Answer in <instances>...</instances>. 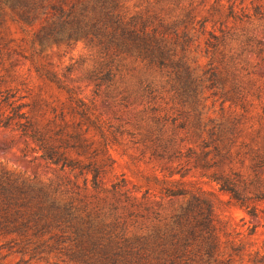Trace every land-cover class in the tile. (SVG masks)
<instances>
[{"label":"trees","instance_id":"16d2710c","mask_svg":"<svg viewBox=\"0 0 264 264\" xmlns=\"http://www.w3.org/2000/svg\"><path fill=\"white\" fill-rule=\"evenodd\" d=\"M144 1L146 10L132 14L124 0H0V54L16 52L3 34L7 13L32 27V44L84 42L97 55L89 75L95 96L110 86L119 103L133 95L147 100L150 115L140 142L161 170L168 177L195 170L257 216V203L264 202V140L252 138L241 144L245 151L235 152L239 143L228 136L231 128L223 120L220 129L207 102L224 82L223 47L234 35L228 20L235 27L264 19V11L256 6L253 14L239 13L231 3L224 13L219 4L207 11L211 19L197 0ZM162 6L178 10L175 19H167ZM129 62L144 73L127 78ZM43 75L66 91L81 120L63 113L39 120L15 92L0 90V129L29 137L64 173L43 184L0 167V264H264V249L249 250L203 194L168 214L146 195L130 196L121 182L106 187L102 176L114 162L101 118L57 75ZM92 130L101 141L90 136ZM108 130L117 141L120 131ZM180 184L172 182L165 194L186 196Z\"/></svg>","mask_w":264,"mask_h":264},{"label":"rangeland","instance_id":"374dc122","mask_svg":"<svg viewBox=\"0 0 264 264\" xmlns=\"http://www.w3.org/2000/svg\"><path fill=\"white\" fill-rule=\"evenodd\" d=\"M183 3H187V0ZM231 3L239 13L253 14L256 6H261L264 11V0H197L195 6L202 15L212 19L207 12L211 7L221 4L225 13ZM124 5L126 11L132 14L147 8L144 0H124ZM162 8H165L163 12H168L166 17L169 20L175 19L179 12H169L164 6ZM220 28L218 22L216 29ZM228 28H232L230 33L234 35L227 37L223 47L221 58L226 67L224 82L217 85V95L211 96L207 103L215 111L214 117L220 129H224V122L231 128L228 136L239 143L234 151L240 152L246 150L242 143L252 138L264 140V19L253 18L250 22L237 23L235 27L230 19ZM32 32V27L18 22L9 13L4 15L3 34L11 41L10 45L16 52L0 54L1 91L15 92L22 102L31 105L39 120L46 121L61 113L66 119L81 120L74 112L75 105L69 101L66 91L43 73L57 75L72 90L74 98L84 99L101 118L100 123L108 138L107 149L114 162L112 168L102 176L106 187L121 182L130 196L140 198L146 195L151 201L160 203L168 214L177 211L198 192L212 201L218 217L230 224L249 250L264 249V202L257 203L258 214L252 216L235 202L228 191L222 190L216 182L202 177L195 170L185 177H168L161 170V163L152 158L140 142L150 115L147 100L140 95H133L128 101L119 103L112 97L113 88L110 86H103L99 95L95 96L89 75L97 59L96 53L82 41L70 46L60 44L41 47L38 43H31ZM202 63L205 69L206 59ZM127 68L132 71H124L127 78L132 73H144L133 62H129ZM132 80L134 87L136 81L134 78ZM223 94L234 100L225 101ZM165 96L169 97L168 94ZM224 106L226 114L223 118ZM116 128L120 131L117 141L113 140L108 130ZM90 136L101 141L95 130L90 132ZM190 138L193 142L196 140L192 131ZM0 167L43 184L64 174L41 156L37 145L29 137L16 130L3 128L0 129ZM240 169L237 163L235 170ZM176 180L182 182L179 187L189 191L186 196L172 197L165 194L164 188L172 186ZM10 260L18 261L19 257Z\"/></svg>","mask_w":264,"mask_h":264}]
</instances>
